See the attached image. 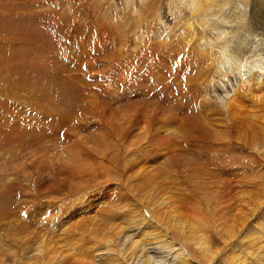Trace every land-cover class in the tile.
Segmentation results:
<instances>
[{"label":"rangeland","instance_id":"374dc122","mask_svg":"<svg viewBox=\"0 0 264 264\" xmlns=\"http://www.w3.org/2000/svg\"><path fill=\"white\" fill-rule=\"evenodd\" d=\"M179 5L0 0V264H88L90 252L95 264H141L128 253L137 224L105 236L162 190L170 203L145 226L163 235L150 248L166 264L204 244L175 222L166 231L163 215L195 214L212 244L231 213L209 212L239 184L264 191V127L245 118L255 107H224L234 57L210 65L195 37L179 38Z\"/></svg>","mask_w":264,"mask_h":264},{"label":"bare ground","instance_id":"6f19581e","mask_svg":"<svg viewBox=\"0 0 264 264\" xmlns=\"http://www.w3.org/2000/svg\"><path fill=\"white\" fill-rule=\"evenodd\" d=\"M179 2L181 5L178 7L181 12L176 8L178 14H182V10L187 14V18L182 16L180 22L178 21L182 29L179 38L185 41L187 39L186 36L195 37L193 39L197 40L198 47L204 49L203 53H201L204 55V58L208 59L207 61H210V65L217 63V66L218 64L221 66L222 60L228 61L231 57H234L233 71L235 72L234 75L239 79H237L238 87L233 89L232 94L226 95L228 98L225 100L224 107L228 117L230 112L239 116L243 115L242 109L245 106L242 105V102L247 103L249 101L252 102L251 107L255 108L254 111L251 109L253 112L249 111V108L245 112V118L250 120V123L252 121L255 125L257 124V127L263 128L264 92L263 95L259 94H261V91H264V0H179ZM202 54L200 56H203ZM228 67L230 68V65ZM229 68L228 70L230 71ZM243 89H247L246 92H242L241 90ZM256 89L259 91V93L257 92L258 94L256 93L257 96L254 92ZM252 141H255L254 137H252ZM239 186V191L234 193V196H226L224 198L223 207L209 212L212 214L211 216L217 213L219 215L221 212L231 213L226 219V228L229 230H225V233L217 232L220 239L212 240V244L209 236L205 239L202 234L203 232L201 233L202 229H200L198 222L195 220L197 219L195 214L188 213L185 216L183 214L180 216L172 214L169 218H165L163 215L166 231L172 228L175 222L176 225L182 227L184 232L196 231L197 236L194 237L193 241L199 245L204 244L202 250L200 249V252L197 251L198 255L194 252L196 248L193 251L190 246L189 252L182 250V255L166 264H201L203 260L206 261V264H264V191L262 190L261 192L258 189L257 193H251V191H254L252 188L244 191V185L239 184ZM162 192H159L162 195L156 198L155 204L148 207L146 205L147 211L145 216L143 215L144 217L131 215V217L118 221L119 228L117 225L114 226L115 224L111 223L109 229L107 228L108 235L105 238L107 241H111L113 240L111 239V234L115 228H117L116 233L121 234L124 230L132 231L131 225L137 224L138 228L136 230L139 232L132 234L133 230L131 237L127 239L129 244L128 253L132 256L140 251L142 256L144 255L142 258H145L141 264H161L160 259L154 256L150 245L152 240L156 244L160 242L159 237L162 238L163 235L160 234V230H157L153 226H145V223H148L150 215L153 213L157 214V212H153L155 206L160 207L163 204L164 207L165 203L169 205L170 198H167L168 193L164 190ZM154 194L151 193L153 196ZM157 211L160 210L158 209ZM170 220H173L172 223L169 222ZM124 233L126 232L124 231ZM112 236L114 235L112 234ZM185 240L186 243L184 244H186L185 246L188 249L191 236L186 234ZM112 252L115 253V251ZM92 253L90 252L91 256L89 258L91 259L88 264H95L96 262ZM60 254L61 249L56 248L53 257H57V259L65 257ZM126 256H123V259H121L124 264H127L128 257ZM71 259L70 261H72ZM70 261H67L66 264H74L75 262ZM34 263V261H31L29 264ZM111 264H114V262H111Z\"/></svg>","mask_w":264,"mask_h":264}]
</instances>
